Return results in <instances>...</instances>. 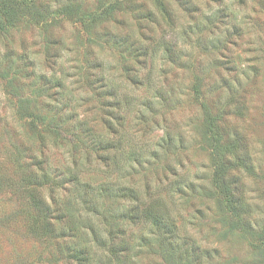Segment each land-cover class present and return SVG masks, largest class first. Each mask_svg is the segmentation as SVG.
Wrapping results in <instances>:
<instances>
[{
	"label": "trees",
	"instance_id": "1",
	"mask_svg": "<svg viewBox=\"0 0 264 264\" xmlns=\"http://www.w3.org/2000/svg\"><path fill=\"white\" fill-rule=\"evenodd\" d=\"M46 1L0 0V37L10 39L12 36L8 34V30L12 28L38 27L45 40L46 62L50 64L52 57L59 56L55 54H59L64 41L61 37L51 38L50 26L46 25V20L53 15L49 11V4H44ZM56 1L59 5L53 13L62 20L76 19L83 28H86V25L82 23V18L94 21L104 14L109 15L115 8L117 9L119 1V9L121 5L126 10L131 7L124 14L132 19L142 10L139 0H113L110 5L107 3L108 0H97L98 5L92 10L89 8L83 10V6L78 2L74 3L73 0H63L61 4L60 0ZM201 1L214 4L223 14L219 16L217 12H211L206 17H198L196 14L199 15L200 11L194 0H151L161 20L153 10L144 9L141 23L144 25L137 26L138 30H142L139 35L130 29L121 34L111 32L99 34V37H105L110 41L111 47L119 48L120 52L125 54L124 58L137 57L136 55L141 52L144 58L147 56V52H144L147 46L145 42L143 43L141 34L148 35L147 41L150 42L148 46L153 45V48L165 43L164 24L169 25L171 32L175 31L174 22L178 17L173 13L171 6L175 5L179 12L192 22L188 27L181 24L179 35H187L189 31H192L191 35H199L200 38L195 44H198L199 51L205 55L204 58L207 57L206 61H198L189 90L183 91L175 86H171L167 93L157 90L152 97L158 99L157 103L153 99L155 105L146 98L136 99L137 90L147 86L143 82L145 75L130 77L127 72L128 81L135 90L132 97L123 96L119 92V86L111 83L101 84L100 92L92 94V98L97 100V114L93 116V120L84 114V111L88 110L90 94L88 91L85 95L76 94L73 97V107L86 110L78 113L72 109L74 113L65 116L61 108L55 110L49 107L50 120H46L42 117L43 106L40 98L49 90L48 87L53 83L54 77L44 78L45 73L38 76L33 71V63L27 61L25 57L16 56L15 62L14 57L7 60L12 67V71L9 72L13 80L20 84L15 86L12 79L6 81L4 90L11 91L12 93L8 92L12 94L13 99L17 95L15 93L22 92L25 86L17 80L18 77L31 79L32 85L43 83L41 87L29 91L31 94L25 95L24 92L20 99H15V118L20 121L19 126L25 131L17 132L13 128L9 141L10 147H13L15 152L18 147L21 148L16 153L25 154L28 160L24 174L19 179L11 173L10 175L16 182H21L26 232L39 241L45 250L51 249V254L43 256L45 260L53 258L55 264H140L144 260L142 254L148 252L149 255H158L160 264H203V257L210 256L208 249L201 250L192 243L191 237L179 236L178 228L170 219L168 208L164 206L167 198L160 194V186L162 179L170 180L171 176L176 181H170L168 187L163 188L170 200L176 199L185 203L195 195L213 198L216 206L215 220L221 225V235L235 234L239 235V238H246L254 228L253 207L240 188V171L246 172V175L253 173L251 158L246 148L241 146L237 133L227 124V117H224L230 113L228 109L232 108L230 104L232 100L222 101L229 93L238 91V86L243 82L238 80V83H234L235 62L225 54V52L230 54V47L242 38V29L233 25V29L226 35L223 30L218 31L220 25L226 26L231 21L224 10L225 6L222 5L224 0ZM235 1L238 5L246 2ZM217 17L222 20L216 25L217 32L213 33L212 19ZM89 27L90 25L87 28ZM210 36L212 38H209ZM155 41L157 42L153 44ZM9 44L6 47L8 53H5L7 56L12 55ZM53 44L57 46L56 51L50 50L54 47ZM164 51L167 63L176 67L180 60L169 49ZM20 61L26 62V69L19 65ZM83 72L82 79L87 85L88 78ZM60 82L56 84L60 86ZM89 82L92 81L89 79ZM70 96L72 98V92ZM185 99L190 101V106L198 107L203 114L194 121L193 117H189L188 125H192L197 137H186L184 131L172 132L164 129L162 138L164 147L157 146L162 148L161 154L149 149L137 151V148L133 149L128 141L122 144L121 132L118 129L123 132L126 116H131L130 112L133 111L131 107L134 103L137 109H134L133 114L137 123L133 127H146L153 131L163 127L155 119L150 120L149 114L143 110L155 113L152 118H156L161 115L157 108L166 111L180 110ZM226 109L227 113L224 115ZM201 117L202 128H198L197 121L201 120ZM146 128L144 133L149 131ZM134 131L136 137V131L139 130ZM186 138L194 143L201 138L210 149L213 175L208 177V182L216 193L211 194L203 187H200V190L204 193H196L199 190L197 188L195 190L192 182L188 181L186 177L188 175L184 173L180 176L178 170L173 168V163L179 161L181 150L191 144L189 142L191 140L186 141ZM50 148L66 150L64 159L63 156L57 159L59 164L57 167L49 165L52 159ZM153 159L157 162L154 167L156 173L158 169L169 173L156 180L158 183L156 187L149 183L148 176L140 183L134 165L140 166L143 162L151 164ZM69 160L70 163L67 164L66 161ZM130 160L134 164L129 162ZM104 172L112 176L113 180L100 174L106 182L102 180L96 183L93 177ZM144 173L149 175V172ZM86 178L90 181L85 182ZM92 181L95 185H90ZM58 190H62V198L59 200L57 197L61 196L57 195ZM129 226L139 227L140 231L147 229L149 233L147 236L142 233L140 236L126 235ZM256 249L264 260V240Z\"/></svg>",
	"mask_w": 264,
	"mask_h": 264
},
{
	"label": "rangeland",
	"instance_id": "2",
	"mask_svg": "<svg viewBox=\"0 0 264 264\" xmlns=\"http://www.w3.org/2000/svg\"><path fill=\"white\" fill-rule=\"evenodd\" d=\"M61 1L63 2V0H60V4ZM73 1L74 3H80L83 10L86 8L92 10L94 6L98 5L97 0ZM111 2L113 0H108L107 3L110 5ZM194 2H197L195 6L200 11L199 15L196 14L198 17H206L211 12H217L219 16L223 14L219 11L220 8H216L214 4L201 0H194ZM117 3H119V6L120 1ZM117 3L115 6H117ZM138 3L143 8L140 7L142 10L137 13L134 19L124 14L131 7L129 6L126 10L121 5V9L117 6V9L115 8L111 14H104L98 20L91 21L82 18V23L86 25V28H83L82 24L77 22L76 19L62 20L56 16L53 11L59 3L56 0H47L44 4H49V11L53 15L52 18L46 20V25L50 26L51 38L61 37L64 41L59 54H55L59 56L57 58L52 57L50 64L46 62L45 40L38 27L22 26L20 29L12 28L8 30V34L12 36L10 39L6 40L0 37V264H55L53 258L45 260L43 257L51 254V249L45 250L39 241L26 232L21 182H16L10 175L11 173L19 179L24 174L28 162L25 154L16 153L21 148L18 147L15 152L14 148L10 147L9 135L12 136L13 128L17 132L20 130L25 131L20 128V121L15 118V99H20L24 92L25 95H28L29 91L41 87L43 83L38 82L36 85H32L31 79L26 80L20 78L23 76L18 77L17 80L24 83L25 86L22 88V92L15 93L17 95L13 99L12 94H9L11 91L4 90L7 84L6 81L9 82L12 79L15 86L20 84L13 80V76L9 72L12 67L7 60L14 57L13 62H15L16 56L25 57L27 61L33 63V71L38 76L45 73L44 78L54 77V81H57L52 80L53 83L48 87L49 90L46 89L47 92L40 98V103L43 106L42 117L46 120H50L49 107H53L55 110L61 108L64 110L65 116L70 115L73 112L72 109L78 113L86 110L84 108H74L73 97L76 94L85 95L87 91L90 93L88 110L84 111V114L93 120V116L97 114V100L92 98V94L100 92L101 84L111 83L119 86V92L123 96L132 97L135 90L128 81L127 72H129L130 77L138 74L145 75L143 82L147 86L135 93L138 100L146 98V100L154 103V99L157 103V98L152 99L153 93L157 90L167 93L171 86L179 87L183 91L189 90L198 61L205 62L207 57L204 58L205 55L201 53V50L199 51L198 44H195L197 39L200 38L199 35H191L192 31H189L187 35L182 34L183 37L179 35L182 29L181 24L183 27H188L192 22L188 20L187 16L184 17L182 12L181 15L175 5L171 6L173 13L178 17L174 22V25L176 24L175 31L171 32L168 28L169 25L164 24L163 29L166 31L165 43L161 46L152 48L153 45H151L149 47L148 35L141 34V39L147 46L144 51L147 52V56L144 58H142V52L137 53V57L124 58L125 54H122L119 48L111 47L107 38L99 37L100 33L121 34L129 29L134 30V33L136 32L139 35L142 30H138L137 26L144 25H141L144 9L153 10L154 13L156 9L151 0H139ZM222 5L225 6L224 10L230 16L231 21L226 26L220 25L218 31L223 30L224 35H226L229 30L233 29V25L238 29H242V38L230 47V54L229 52H225V54L235 62L234 83H238V80L243 82L241 86H238V91L229 93L227 97L222 98V101L232 100L230 101L232 108L228 109L230 113L224 117H227V124L237 133L241 146L246 148L248 156L251 158L253 173L246 175V172L240 171V188L248 203L253 207L252 220L255 222V226L246 238H239V235L235 234L221 235V225L215 220L216 206L212 201L213 198L195 195L185 203L176 199H169L163 188L168 187L170 181H176L173 176L170 180L162 179L160 194L165 199L167 198L164 201V206L168 208L169 217L178 228V235L191 237L192 243L201 250L208 249L210 256H208L209 258L203 257V264H264V260L256 249L259 243L264 240V0H246L243 5H238L235 0H224ZM156 14L161 20L160 14L158 12ZM221 20L220 17L212 19L213 33L217 32L216 25H219ZM89 25L90 27L87 28ZM209 38H212V36ZM156 42H153V44ZM7 44L10 45V53L12 54L10 56L5 54L8 53V50H6ZM56 48L57 46L54 45L50 50L56 51ZM165 49H169L180 60L176 67L167 63ZM18 63L26 69V62L20 61ZM181 65L183 67H180ZM82 72L88 78L87 85L84 84L82 79ZM89 79L92 82H89ZM59 81H61L60 86L56 84ZM71 92L73 94L72 98L70 96ZM135 105L134 103L131 107V110H133L132 113L130 112L131 116H126L123 132L118 129L121 132L122 144L128 141L133 149L137 148V151L149 149L161 154L163 152L161 147H164L162 141L164 129L172 132H174L173 130L184 131L186 137H197L192 125H188L190 122L189 117H193L194 121L203 114L198 107L190 106L189 100L185 99L183 101L180 110L166 111L157 108L161 115L156 116V118H152L155 113L143 110L144 113L149 114L150 120L155 119L163 127V129L153 131L145 127L149 130L147 133H144V127H133L137 123L133 114L134 109H137ZM226 113L227 109L224 115ZM202 122L201 117V120L197 121L198 128H202ZM134 129L139 130L136 131V137ZM189 140L191 139L186 138V141ZM189 142L191 144L181 150L179 161L173 163V168L178 170L180 176L184 173L188 175L186 176L188 181L192 182L195 190L196 188L199 190L196 193H204L203 190H200V187L205 188L211 194L216 193L214 187L208 182V177L213 175L210 149L201 138L196 140L197 143L192 142V140ZM158 145L161 147L158 148ZM65 152L66 150L58 151L50 148L52 159L49 165L57 167L59 165L57 159L61 156L64 159ZM69 153H71L70 150ZM15 157L17 158L15 159ZM69 157H71L70 154ZM66 163L69 164L70 160ZM132 163L134 164V162ZM156 163L153 159L151 164L147 162H143L140 166L134 164L135 171L138 174L137 179L140 183L145 176H148L149 183L152 187H156L158 186L156 180L163 178L165 174H169L161 169H158L156 173L154 169ZM144 172H149V175ZM100 174L113 180V177L107 172L97 173L93 177L96 183L103 180ZM89 181V178L85 179V182ZM103 182H106L105 179ZM90 185H95V183L92 181ZM57 193L61 196L57 197L59 200L62 198V190H58ZM48 201L50 202L49 198ZM86 214L90 215L91 213ZM140 233L147 236L149 232L147 229L144 231L141 229L140 231L139 227L129 226L126 235L140 236ZM142 256H144V260L140 264H160L161 262L158 255H149L148 252H144Z\"/></svg>",
	"mask_w": 264,
	"mask_h": 264
}]
</instances>
